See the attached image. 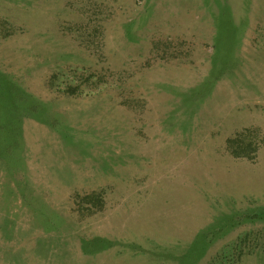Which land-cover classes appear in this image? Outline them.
I'll return each mask as SVG.
<instances>
[{"label": "rangeland", "instance_id": "374dc122", "mask_svg": "<svg viewBox=\"0 0 264 264\" xmlns=\"http://www.w3.org/2000/svg\"><path fill=\"white\" fill-rule=\"evenodd\" d=\"M0 264H264V0H0Z\"/></svg>", "mask_w": 264, "mask_h": 264}, {"label": "trees", "instance_id": "16d2710c", "mask_svg": "<svg viewBox=\"0 0 264 264\" xmlns=\"http://www.w3.org/2000/svg\"><path fill=\"white\" fill-rule=\"evenodd\" d=\"M238 152V151H237Z\"/></svg>", "mask_w": 264, "mask_h": 264}]
</instances>
